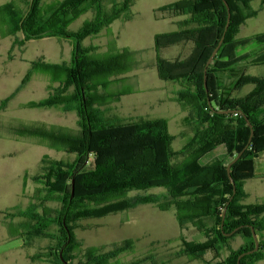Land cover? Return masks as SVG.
I'll use <instances>...</instances> for the list:
<instances>
[{
  "label": "trees",
  "instance_id": "1",
  "mask_svg": "<svg viewBox=\"0 0 264 264\" xmlns=\"http://www.w3.org/2000/svg\"><path fill=\"white\" fill-rule=\"evenodd\" d=\"M43 1L23 0L21 6L11 0L2 5L0 26L7 36L21 34L23 44L43 38L70 42L73 48L70 63L39 61L32 65L31 72L48 75L59 87L46 99L28 107H59L76 112L79 130L75 133L39 122L8 128L18 137L38 139L73 156V160H43L42 173L34 178L37 187L31 203L24 209L14 207L7 212L12 219H21L18 225L12 222L13 235L50 240L52 245L42 260L48 264H167L157 262L152 254L135 255L132 261L122 262L121 255L136 253L137 242L127 240L86 247L75 232L79 220L100 219L149 204L160 211L173 210L181 229L191 221L203 236V242L182 239L177 257L185 256L203 264H237L242 253L255 247L252 226L260 248L243 257L240 264L264 261V240L259 235L264 231V203H244L247 197L244 181L256 177V161L264 152V78L237 70L239 63L251 57L240 54L242 47L264 46V34L238 40L241 27L257 15L251 6L254 0H226L230 24L207 70L206 87V63L227 25L228 9L224 1L179 0L157 10L159 19L182 17L176 31L154 38L158 75L179 86L174 100L187 113L186 121L192 128V136L178 152L172 150L173 137L166 119H123L97 107L127 94L120 91L104 97L101 90L123 81L120 76L130 70L128 54L124 51L98 56L95 48H83L81 43L99 35L114 20L132 19L135 0H63L48 11L43 10ZM90 11L93 18L72 32L70 25ZM179 44L190 48L188 56L171 61L161 57L162 49ZM250 64L264 65V53ZM222 73L232 76L229 85L220 80ZM246 84L252 85V90L246 96H234ZM228 110L236 112L218 113ZM245 117L254 130L250 144L251 129ZM221 147L226 149L225 155L201 163ZM243 150L241 158L231 167V177L236 183L234 194L227 166ZM153 188H163L166 193L129 197L132 192H148ZM236 229L239 230L234 235H226ZM237 237H242L244 243L236 249L231 241ZM208 253L213 255L212 260L206 258Z\"/></svg>",
  "mask_w": 264,
  "mask_h": 264
},
{
  "label": "rangeland",
  "instance_id": "2",
  "mask_svg": "<svg viewBox=\"0 0 264 264\" xmlns=\"http://www.w3.org/2000/svg\"><path fill=\"white\" fill-rule=\"evenodd\" d=\"M11 0H0V7ZM21 6L23 0H16ZM63 0H44L43 10L48 11ZM179 0H135L131 8L132 19H117L97 36L84 39L81 46L95 48L98 56L106 53L127 51V63L130 70L108 90L101 94H116L125 91L127 94L102 103L97 107L108 111L111 116L123 119L140 118L168 121V129L173 137L172 150L180 151L192 136V128L186 121L185 113L174 97L179 86L172 81L162 80L157 71L154 38L157 35L177 30V22L182 17L159 19L157 10ZM257 15L250 18L241 27L238 40L253 38L264 34V3L254 0L251 4ZM94 16L92 11L80 16L69 27L77 32ZM23 36H7L0 26V264H48L42 261L52 242L41 236L28 239V236L17 237L12 231V222L20 223L21 219H12L7 212L12 208H26L31 203L37 184L34 178L42 173L43 160H73L61 150L49 143H42L31 137H18L9 132L10 127H21L32 123H43L47 126H59L77 133L78 115L66 112L59 107L30 108L31 103H38L54 93L59 87L52 83L48 75L31 72L32 65L39 61L51 64L70 63L73 48L69 41L56 38L30 40L23 44ZM190 48L183 44L162 49L160 55L166 60L181 59L188 56ZM264 53V46L248 45L240 49V54L251 55L249 60L237 65V70L264 78V65L253 66L250 62ZM30 74V75H29ZM220 80L224 85L233 81L228 73H222ZM213 83L214 80H213ZM253 86L246 84L234 93L236 97L246 96ZM108 91V92H107ZM226 154L221 147L215 153L204 158L205 164L216 156ZM228 160H232L228 157ZM256 177L244 181L247 195L246 204L264 203V152L256 161ZM163 188H153L148 192H132L131 198L145 195L165 194ZM161 201L163 197H159ZM76 235L86 247H101L127 240L137 242L135 254H123L122 262H130L137 257L152 254L157 262L167 264H203L188 257H177L182 248V239L186 242H203L204 238L187 221L181 229L173 210L160 211L156 206L141 204L125 212L112 214L100 219H84L77 222ZM260 237L264 240V231ZM244 240L237 237L231 241L233 248L242 246ZM226 253H223V257ZM212 260L213 255H206ZM259 264H264L261 261Z\"/></svg>",
  "mask_w": 264,
  "mask_h": 264
},
{
  "label": "water",
  "instance_id": "3",
  "mask_svg": "<svg viewBox=\"0 0 264 264\" xmlns=\"http://www.w3.org/2000/svg\"><path fill=\"white\" fill-rule=\"evenodd\" d=\"M223 1H224L225 5H226V7H227V9H228V20H227V25H226V27H225V32H224V35H223L221 41L219 42L218 46L213 50V52H212L210 58L208 59V61H207V63H206V67H205V70H204V74H205V77H204V79H205V87L207 86V70H208L210 64L212 63V61L214 60V58L216 57V55H217V53H218V51H219L221 45L223 44L225 34H226V32H227V30H228V28H229V24H230V18H231L230 8H229V5H228V3L226 2V0H223ZM209 103H210V102H209ZM234 112H236V111L228 110V111H219L218 113H220V114H231V113H234ZM238 112L241 113V114L243 113L241 110H238ZM245 119H246V121H247V123H248V125H249V127H250V129H251V137H250V141H249V144H250V143H251V140H252V138H253V135H254V130H253V126H252V124L250 123L249 119H248L247 117H245ZM244 150H245V149H244ZM244 150H243L241 153H239V154H238V155H237V156H236V157H235V158H234V159L228 164V166H227V173H228V176H229V178H230L231 184H232V186H233V193H234V194L236 193V183H235V181H234V180L232 179V177H231V173H230V172H231V167H232L233 164H235V163L241 158V156L243 155ZM232 199H233V197H231V200H232ZM226 210H227V208L224 209L223 219H224V217H225ZM238 230H239V229H236V230H234L232 233H229V234H226V235H227V236H232V235H234ZM251 231H252V236H253V239H254L255 247H254L253 250H250V251H247V252L242 253V254L239 256L238 260H237V264H240L241 259H242L243 257L248 256V255H252V254L258 252V250H259V248H260V242H259V239H258L257 233H256L254 227H252V226H251Z\"/></svg>",
  "mask_w": 264,
  "mask_h": 264
},
{
  "label": "crops",
  "instance_id": "4",
  "mask_svg": "<svg viewBox=\"0 0 264 264\" xmlns=\"http://www.w3.org/2000/svg\"><path fill=\"white\" fill-rule=\"evenodd\" d=\"M254 179V178H253ZM245 203V202H244ZM246 204V203H245ZM243 239V238H242ZM244 243V242H243Z\"/></svg>",
  "mask_w": 264,
  "mask_h": 264
}]
</instances>
